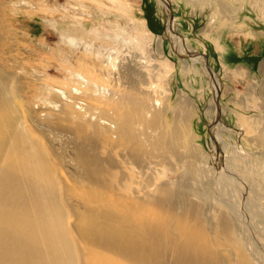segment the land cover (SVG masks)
I'll list each match as a JSON object with an SVG mask.
<instances>
[{
	"label": "rangeland",
	"instance_id": "obj_1",
	"mask_svg": "<svg viewBox=\"0 0 264 264\" xmlns=\"http://www.w3.org/2000/svg\"><path fill=\"white\" fill-rule=\"evenodd\" d=\"M163 1L161 7L158 0H0L7 52L2 66L37 91L38 78L72 86L81 73L105 86L106 96L117 90L143 97L147 117L158 121L153 133L179 131L183 160L165 151L135 161L126 145L103 140L88 154L121 176L117 184L138 187L128 177L136 181L144 171L137 179L141 188L154 181L152 194L162 183L172 189L188 184L199 191L192 199L205 209L230 201L247 234L264 238V150L255 140L264 133V0ZM199 54L220 80L218 92L203 61L196 63L199 70L192 67ZM212 104L218 109L211 119ZM44 141L70 165L63 171H71L79 143L73 130L46 131ZM240 174L256 186L247 191L246 179H235ZM246 191L260 205L259 219L244 206Z\"/></svg>",
	"mask_w": 264,
	"mask_h": 264
},
{
	"label": "bare ground",
	"instance_id": "obj_2",
	"mask_svg": "<svg viewBox=\"0 0 264 264\" xmlns=\"http://www.w3.org/2000/svg\"><path fill=\"white\" fill-rule=\"evenodd\" d=\"M168 20L172 32L175 25ZM3 27L1 18L0 57L7 55ZM173 40L186 50L181 38ZM200 61L218 92L220 80L203 56L192 58V67L199 70ZM2 65L0 60V264H264V238L247 234L230 201L205 209L192 199L199 191L188 184L172 189L162 183L152 194L154 181L141 188L137 179L144 171L136 181L128 177L138 187L117 184L121 176L88 154L103 140L126 145L135 161L165 151L183 160L179 131L153 133L158 121L147 117L143 97L117 90L106 96L105 86L81 73L72 86L38 78L37 91ZM96 104L102 105L98 112L92 109ZM211 109L212 119L218 108ZM63 128L79 141L71 171H63L65 158L44 141L46 131ZM255 140L264 150V133ZM237 178L246 179L247 191L256 186L249 176ZM251 196L243 198L244 206L259 219L263 212Z\"/></svg>",
	"mask_w": 264,
	"mask_h": 264
},
{
	"label": "water",
	"instance_id": "obj_3",
	"mask_svg": "<svg viewBox=\"0 0 264 264\" xmlns=\"http://www.w3.org/2000/svg\"><path fill=\"white\" fill-rule=\"evenodd\" d=\"M170 11H171V8H170ZM171 19L173 20V13L171 12Z\"/></svg>",
	"mask_w": 264,
	"mask_h": 264
}]
</instances>
